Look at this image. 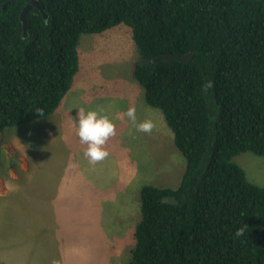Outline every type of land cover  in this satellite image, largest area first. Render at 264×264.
Listing matches in <instances>:
<instances>
[{"label": "trees", "instance_id": "16d2710c", "mask_svg": "<svg viewBox=\"0 0 264 264\" xmlns=\"http://www.w3.org/2000/svg\"><path fill=\"white\" fill-rule=\"evenodd\" d=\"M30 1L0 0V154L5 129L61 106L81 35L126 25L140 58L135 79L186 160L176 188L142 186L126 264H264V186L233 161L264 156V0H38L48 18L32 7L25 37Z\"/></svg>", "mask_w": 264, "mask_h": 264}, {"label": "rangeland", "instance_id": "374dc122", "mask_svg": "<svg viewBox=\"0 0 264 264\" xmlns=\"http://www.w3.org/2000/svg\"><path fill=\"white\" fill-rule=\"evenodd\" d=\"M78 49L79 71L56 113L1 135L0 264L5 258L7 264H126L142 218V186L176 188L183 176L186 160L174 134L135 79L140 58L130 27L82 34ZM133 105L138 120H155L151 135L136 133L127 118L116 119ZM101 107L115 121L117 135L106 145L108 158L94 166L101 182L93 187L85 181L78 112ZM233 161L251 183L264 186V156L244 152ZM52 183L56 189L49 188Z\"/></svg>", "mask_w": 264, "mask_h": 264}, {"label": "clouds", "instance_id": "9594fccd", "mask_svg": "<svg viewBox=\"0 0 264 264\" xmlns=\"http://www.w3.org/2000/svg\"><path fill=\"white\" fill-rule=\"evenodd\" d=\"M213 87V83L208 81L204 86V91ZM105 113L103 107L98 110H88L80 108L78 112V129L76 135L82 145H86L84 156L90 165L95 166L102 163L109 156L107 150L108 141L117 135V125ZM127 118L131 129L136 133L151 135L156 130L155 120L148 118L142 121L138 120L137 108L133 105L126 111L117 113L116 119L123 120ZM246 227H241L235 232V237L239 238L245 235ZM58 264V262H53Z\"/></svg>", "mask_w": 264, "mask_h": 264}, {"label": "water", "instance_id": "95a60500", "mask_svg": "<svg viewBox=\"0 0 264 264\" xmlns=\"http://www.w3.org/2000/svg\"><path fill=\"white\" fill-rule=\"evenodd\" d=\"M32 7H36L38 8L42 14L44 15V18L47 19L48 15L47 13L44 11V9L42 8L40 2L38 0H31L27 6H25V8L22 11L21 14V20L23 23V27H24V36H27V30H28V23H27V19H26V14L27 12L32 8ZM193 57L192 53L189 54H185V55H163V56H159L158 58H155L152 60V62H157L160 60H167V61H171V60H178V61H188ZM165 202H169V203H175V199L173 197H165L164 198Z\"/></svg>", "mask_w": 264, "mask_h": 264}, {"label": "crops", "instance_id": "0c3cea01", "mask_svg": "<svg viewBox=\"0 0 264 264\" xmlns=\"http://www.w3.org/2000/svg\"><path fill=\"white\" fill-rule=\"evenodd\" d=\"M52 119H56V118H52ZM104 164L105 163H103L102 165ZM121 179H123L122 175H121ZM129 180L130 179H127L124 181H126L125 183L127 184ZM85 181L87 182V184L92 185L93 187L100 186V182H101V176L99 175V168L97 166L96 167L91 166L86 158H85ZM122 185L123 184H121L120 186L121 188H122ZM49 188L52 190V189H56L57 187L52 183L49 186ZM23 189H27V188H23ZM6 240H7V233H5V229H4L3 230V243H2V248H1V251L3 252V254H6L7 250L9 251V247H8V244L6 243ZM6 261L7 260L5 258L4 260L5 264H7Z\"/></svg>", "mask_w": 264, "mask_h": 264}]
</instances>
